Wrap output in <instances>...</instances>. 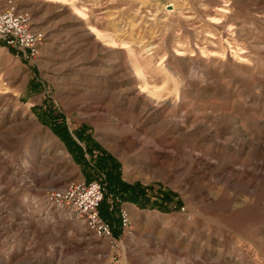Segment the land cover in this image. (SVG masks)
Here are the masks:
<instances>
[{"label": "rangeland", "instance_id": "rangeland-1", "mask_svg": "<svg viewBox=\"0 0 264 264\" xmlns=\"http://www.w3.org/2000/svg\"><path fill=\"white\" fill-rule=\"evenodd\" d=\"M9 1L44 37L0 42V264H264V0ZM78 179L116 243L46 202Z\"/></svg>", "mask_w": 264, "mask_h": 264}, {"label": "built area", "instance_id": "built-area-1", "mask_svg": "<svg viewBox=\"0 0 264 264\" xmlns=\"http://www.w3.org/2000/svg\"><path fill=\"white\" fill-rule=\"evenodd\" d=\"M33 25V17L9 1L0 8V42L17 57L36 58L43 40ZM111 202L122 203L119 196L108 193L107 184L98 180H70L63 187L51 189L45 199L50 206L62 207L84 218L88 231L97 238L116 243L111 225L101 217L100 206L106 195ZM120 223L126 231L132 227L130 210L122 207Z\"/></svg>", "mask_w": 264, "mask_h": 264}, {"label": "bare ground", "instance_id": "bare-ground-1", "mask_svg": "<svg viewBox=\"0 0 264 264\" xmlns=\"http://www.w3.org/2000/svg\"><path fill=\"white\" fill-rule=\"evenodd\" d=\"M79 9V8H78ZM78 11V10H77ZM79 12H80V14H82V15H84L85 13H84V11L83 10H79ZM92 29H94L95 31L94 32H96V34L98 35V36H100V37H102V35L99 33L100 31L97 29V28H92ZM97 29V30H96ZM99 31V32H98ZM99 38V37H98ZM142 67V66H141ZM135 71H136V74L137 75H140L141 73V71H140V69H139V65L138 64H135V66H134V68H133ZM146 83V82H145ZM146 84H148V83H146ZM145 87H148V86H145ZM175 88V87H174ZM148 89V88H147ZM151 90V89H150ZM150 92V94H152V95H158V96H160L159 94L160 93H158L157 91H149ZM176 92L177 91H175L174 90V94H176ZM148 93V92H147ZM151 96V95H150ZM154 98V97H153ZM158 100V99H157ZM143 110L145 111V112H147V113H153L154 112V110H153V107L151 106V102H149V101H145V102H143ZM153 105V104H152ZM133 107V106H132ZM156 111V110H155ZM154 114V113H153ZM209 117H211L210 115H204L203 116V118H209ZM150 118V117H149ZM152 118V117H151ZM150 118V119H151ZM170 121L171 120H166L165 122H164V124L165 125H168V124H170ZM194 124H195V126H196V128H198V126H200V122H198V121H194ZM200 131H202V130H200ZM135 141V140H134ZM130 143V142H129ZM134 143V142H133ZM229 143V142H228ZM212 144V143H211ZM131 146V145H130ZM214 146V145H213ZM153 153V152H152ZM161 153V152H160ZM164 153V152H163ZM155 154V153H154ZM181 154H183V153H181ZM180 154V155H181ZM190 154V153H189ZM179 155V154H178ZM179 155V156H180ZM192 155V154H191ZM163 156L164 157H166L167 155L166 154H163ZM160 157V156H159ZM193 157V156H192ZM193 159V158H192ZM197 159V158H196ZM194 162V161H193ZM206 164L208 163L207 161L205 162ZM197 164V163H196ZM203 164V163H202ZM204 165V164H203ZM244 171V170H243ZM235 172L236 173H238V172H240V173H243L242 171H239V170H235ZM205 174V173H204Z\"/></svg>", "mask_w": 264, "mask_h": 264}, {"label": "trees", "instance_id": "trees-1", "mask_svg": "<svg viewBox=\"0 0 264 264\" xmlns=\"http://www.w3.org/2000/svg\"><path fill=\"white\" fill-rule=\"evenodd\" d=\"M107 184V187H108V193H112L113 195L115 196H119V198L123 201L124 200V193L122 191V187H120V185H117V184H112V183H106ZM108 198V194L106 195V197L104 198V200H106ZM104 200L102 201L101 203V206H100V210L101 208L103 207L104 205ZM117 204H119L118 202H115Z\"/></svg>", "mask_w": 264, "mask_h": 264}]
</instances>
